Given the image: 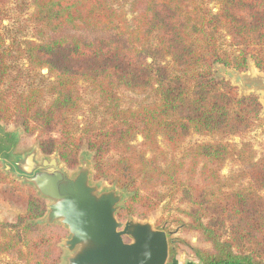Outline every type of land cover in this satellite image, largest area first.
<instances>
[{
	"label": "trees",
	"instance_id": "16d2710c",
	"mask_svg": "<svg viewBox=\"0 0 264 264\" xmlns=\"http://www.w3.org/2000/svg\"><path fill=\"white\" fill-rule=\"evenodd\" d=\"M10 1L0 0V122H20L28 134L58 125L60 135L39 146L68 166L86 143L94 177L126 194L120 218L146 217L166 200L188 204L183 225L211 245L195 248L201 264H264V154L228 140L264 121L263 106L214 71H243L250 60L264 71V0H32L36 39L8 41ZM14 58L34 73L27 89L12 84ZM125 91L145 98L125 106ZM86 104L90 115L79 122ZM192 133L212 139L176 157ZM229 161L238 169L224 175ZM46 209L32 192L25 214L0 220V261L61 262V238L39 234ZM166 232L171 255L177 239Z\"/></svg>",
	"mask_w": 264,
	"mask_h": 264
},
{
	"label": "rangeland",
	"instance_id": "374dc122",
	"mask_svg": "<svg viewBox=\"0 0 264 264\" xmlns=\"http://www.w3.org/2000/svg\"><path fill=\"white\" fill-rule=\"evenodd\" d=\"M214 11L218 6L211 3ZM128 8V7H127ZM34 11L32 0H12L6 7V19L2 25V31L8 41L13 38L18 40L36 39L35 25L29 17ZM16 54H14L15 56ZM14 68L11 73L12 84L16 85L19 90L27 89L29 83L33 80L32 73L27 71L29 62L24 58H14L11 61ZM214 71L220 78L226 79L237 88L240 95L255 94L259 97L263 109L261 116L264 119V71L259 70L253 60L248 63V68L243 71L236 70L233 67L216 64ZM41 74L48 76V69L41 70ZM82 92L86 100H90L92 95L87 86L82 87ZM125 106H136L143 101L144 95H138L130 91L123 92ZM90 115V105H84L82 111L76 116L77 121H82ZM58 137L60 135L59 126L55 125L49 133L28 134L20 122L4 123L0 122V170L7 176V182H0V220L6 222L16 221L19 215L25 214L28 206V199L32 192L40 195L31 178L41 171L44 161L56 159L59 166L65 167L70 177H75L82 168L90 169V184L97 187L98 193L116 191L125 198L126 194L119 188L110 184L105 179H96L94 177L93 157L85 143L82 147L81 154L77 164L68 166L63 163L57 153L45 155L41 152L39 142L47 136ZM210 136H202L196 133L190 134L181 144V148L176 153V157H181L185 148L204 141L211 140ZM233 143H241L242 140L250 141L258 152V156L264 154V121L247 132L243 136L228 138ZM161 145L165 147L164 142L160 139ZM142 137L139 136L134 143H141ZM32 156L34 166L32 172L28 173L29 165L27 159ZM238 169L237 163L227 162L222 169V174L229 175L232 171ZM264 194V192H262ZM47 204L46 213L41 219L39 234H54L61 238L59 247L62 249V258L59 264H68V259L75 251H70L66 246V240L70 238V233L61 221H56L51 226H45L48 219L49 205L53 203L52 199L45 198ZM189 209V205L175 200H166L158 209L150 212L146 217L133 215L128 218L118 219L125 222L129 219H136L143 222L151 223L156 229L167 230L177 241L174 244V253L169 254L166 264H173L177 258L180 261L198 260L195 248L210 249L211 245L205 243L197 232L187 230L182 221L187 222L188 217L184 211ZM138 210L142 209L138 207ZM158 227V228H157ZM165 230V231H166ZM227 230L225 235L227 236ZM126 241H131L126 237ZM264 261V256L261 257ZM9 256L1 257L0 264H10Z\"/></svg>",
	"mask_w": 264,
	"mask_h": 264
},
{
	"label": "water",
	"instance_id": "95a60500",
	"mask_svg": "<svg viewBox=\"0 0 264 264\" xmlns=\"http://www.w3.org/2000/svg\"><path fill=\"white\" fill-rule=\"evenodd\" d=\"M27 163L30 173L35 168L32 156ZM39 168L41 171L31 181L42 197L53 200L47 223L61 221L69 230L66 246L75 252L68 264L167 263V232L149 222L120 221L117 212L123 196L114 190L98 193L97 187L90 184V169L82 168L70 177L56 159L44 161Z\"/></svg>",
	"mask_w": 264,
	"mask_h": 264
},
{
	"label": "crops",
	"instance_id": "0c3cea01",
	"mask_svg": "<svg viewBox=\"0 0 264 264\" xmlns=\"http://www.w3.org/2000/svg\"><path fill=\"white\" fill-rule=\"evenodd\" d=\"M174 264H201L199 260H188V261H180L179 259L174 260Z\"/></svg>",
	"mask_w": 264,
	"mask_h": 264
}]
</instances>
